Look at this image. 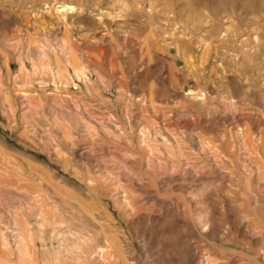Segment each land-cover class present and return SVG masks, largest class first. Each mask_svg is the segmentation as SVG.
<instances>
[{"label":"rangeland","instance_id":"rangeland-1","mask_svg":"<svg viewBox=\"0 0 264 264\" xmlns=\"http://www.w3.org/2000/svg\"><path fill=\"white\" fill-rule=\"evenodd\" d=\"M0 264H264V0H0Z\"/></svg>","mask_w":264,"mask_h":264},{"label":"bare ground","instance_id":"bare-ground-1","mask_svg":"<svg viewBox=\"0 0 264 264\" xmlns=\"http://www.w3.org/2000/svg\"><path fill=\"white\" fill-rule=\"evenodd\" d=\"M56 11H57V12L61 11V12H66V13H67V12L69 11V9L66 8L65 6H61L60 8H57ZM76 75H77V74H76Z\"/></svg>","mask_w":264,"mask_h":264}]
</instances>
